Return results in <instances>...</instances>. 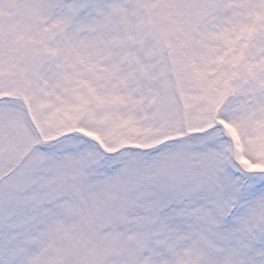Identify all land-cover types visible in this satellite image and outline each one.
<instances>
[{
	"label": "snow or ice",
	"instance_id": "6c2138e0",
	"mask_svg": "<svg viewBox=\"0 0 264 264\" xmlns=\"http://www.w3.org/2000/svg\"><path fill=\"white\" fill-rule=\"evenodd\" d=\"M0 264H264V0H0Z\"/></svg>",
	"mask_w": 264,
	"mask_h": 264
}]
</instances>
